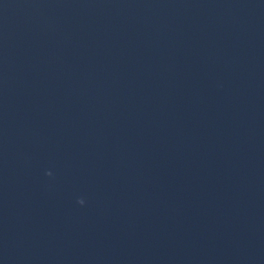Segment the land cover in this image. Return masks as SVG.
Returning <instances> with one entry per match:
<instances>
[{
	"label": "water",
	"instance_id": "1",
	"mask_svg": "<svg viewBox=\"0 0 264 264\" xmlns=\"http://www.w3.org/2000/svg\"><path fill=\"white\" fill-rule=\"evenodd\" d=\"M0 264H264V0H0Z\"/></svg>",
	"mask_w": 264,
	"mask_h": 264
}]
</instances>
